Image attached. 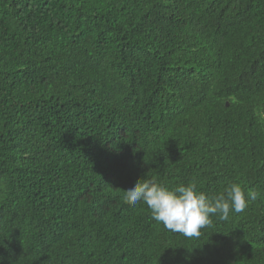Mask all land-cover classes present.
<instances>
[{
  "label": "trees",
  "instance_id": "1",
  "mask_svg": "<svg viewBox=\"0 0 264 264\" xmlns=\"http://www.w3.org/2000/svg\"><path fill=\"white\" fill-rule=\"evenodd\" d=\"M139 179L247 207L187 238ZM0 264H264V0H0Z\"/></svg>",
  "mask_w": 264,
  "mask_h": 264
},
{
  "label": "clouds",
  "instance_id": "2",
  "mask_svg": "<svg viewBox=\"0 0 264 264\" xmlns=\"http://www.w3.org/2000/svg\"><path fill=\"white\" fill-rule=\"evenodd\" d=\"M248 196L256 199L254 191ZM124 200L132 206L147 205L153 220L187 238H198L200 230L211 225V216L226 221L230 212L242 213L247 207L245 191L238 184H232L223 194L209 198L197 191L195 182L170 189L155 180L139 179L132 188L124 191Z\"/></svg>",
  "mask_w": 264,
  "mask_h": 264
}]
</instances>
